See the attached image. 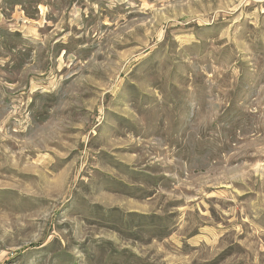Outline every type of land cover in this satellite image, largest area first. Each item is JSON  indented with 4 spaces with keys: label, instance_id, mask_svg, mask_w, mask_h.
<instances>
[{
    "label": "rangeland",
    "instance_id": "374dc122",
    "mask_svg": "<svg viewBox=\"0 0 264 264\" xmlns=\"http://www.w3.org/2000/svg\"><path fill=\"white\" fill-rule=\"evenodd\" d=\"M0 264H264V0H0Z\"/></svg>",
    "mask_w": 264,
    "mask_h": 264
}]
</instances>
